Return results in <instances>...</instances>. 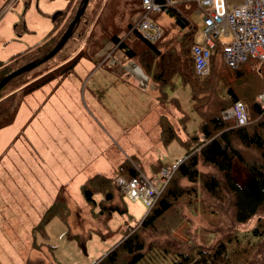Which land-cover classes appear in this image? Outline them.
I'll return each mask as SVG.
<instances>
[{"label":"rangeland","instance_id":"rangeland-1","mask_svg":"<svg viewBox=\"0 0 264 264\" xmlns=\"http://www.w3.org/2000/svg\"><path fill=\"white\" fill-rule=\"evenodd\" d=\"M78 1L0 0V75L15 70L29 59L41 57L51 45V42L43 44V40L54 24L56 12L59 11L55 17L58 27L76 12ZM178 3L172 8L178 10ZM136 4L137 0H90L83 22L66 45L51 58L12 77L15 78L13 83L6 84L0 90L1 98L20 81L38 77L60 64L62 56L69 53L68 56H73L78 49L89 58H82L66 73L59 85H56L57 80H53L33 92L17 116L14 115L15 122L0 127V147L6 144L5 132L17 133L9 155L0 158V264H25L27 260L28 264H35L37 261L30 262V259L35 258L41 260L38 264L55 261L49 251L33 250L29 243L33 225L50 205L61 185L65 187V193L63 189L61 191L66 196L69 209L66 221L70 223L71 220L73 231L80 230L81 234H85L88 227H97L102 231L103 226L104 232L108 230L101 237L97 231L90 229L84 241V251L75 244L79 254H73L72 260L77 264H93L120 240L127 223L133 225L132 229L138 227L147 206L140 199L123 197L126 211L121 214L114 210L109 217L95 218L82 201L78 190L80 182L94 172L107 173L109 169L114 170V175L111 171L112 176H122L119 167L125 160L133 162L145 176L153 180L158 176L154 163L159 161L175 165L184 157L185 149L181 141L187 135L199 131L200 115L193 105L191 87L180 77H174L172 87L165 88L167 101L158 104L150 83L143 90L140 81L128 72L119 74L123 81L118 82L116 73H105L100 67L99 61L103 57H119L120 61L115 64L117 66L122 62L123 66L130 62V66L140 67L134 59L125 60L117 44L110 43L109 39L110 34L120 35L121 40L126 37L138 12ZM52 7V12L46 13ZM62 9L65 11L62 12ZM150 17L161 27V35L157 39L159 50L165 54V58L176 57L179 61L176 69L181 71L189 55L184 29L179 30L166 12L151 14ZM186 18L188 28L194 31V41H200L203 37L202 15L192 10ZM128 22L131 24L126 28ZM52 34L51 29L46 38ZM216 40L224 43L228 38L219 35ZM124 41L128 46L132 45L129 39ZM61 52L62 56L58 55ZM153 59L155 65L159 62L164 65L166 61L164 57V61L162 58ZM211 61L204 74L206 77L197 80L203 86V89L196 90L195 95L200 109L212 107L216 112L220 106L218 103L228 105L229 101L224 100H228L225 93L228 85L234 91L238 90L239 93L235 91L239 95L238 99L249 106L250 100H254L264 86V63L248 57L239 68L229 70L223 65L219 50L213 52ZM239 70L242 71V77L237 79ZM143 73L145 76L146 73ZM48 89L51 91L46 92ZM156 112L166 115L178 136L167 142L158 139ZM181 116H184L183 123L179 120ZM250 118L252 120V115ZM23 122L27 126L21 131L17 128ZM233 141L236 146L239 145L236 138ZM241 150L248 160L258 158V151L251 146ZM233 161L231 175L238 185H242L249 179L250 173L237 158H233ZM198 168L217 174L216 169L209 164H200ZM178 182L187 184L186 180L180 178ZM196 188L198 194L191 204L180 199L157 220L153 228L139 229L146 245L150 242L169 250H188L193 245L211 247L218 239L232 232L242 236L252 227L254 217L242 224L235 222L229 195L219 200L208 194L202 186L197 185ZM114 192L115 206L123 208L119 190L116 188ZM107 208L103 206V210ZM57 221L59 225H55L51 232L45 230L47 235L39 234L36 238L38 241L45 238L44 241L53 246V252L64 242L66 245L73 240L66 237L67 232L62 233L63 220ZM57 252L59 254L60 251ZM253 252L248 264L251 259L250 264H264V242L257 244Z\"/></svg>","mask_w":264,"mask_h":264},{"label":"trees","instance_id":"trees-1","mask_svg":"<svg viewBox=\"0 0 264 264\" xmlns=\"http://www.w3.org/2000/svg\"><path fill=\"white\" fill-rule=\"evenodd\" d=\"M78 2L80 3V0ZM89 2L90 0H88L82 16L75 23L71 35L62 45L61 49L74 35L76 28L83 22ZM178 4H180L178 10L169 8L166 13L172 18L174 25L177 26L179 30L184 29V36H186L185 41L188 43V61L187 64H183L181 71H177L176 69V66H179V61L176 60V57L175 59L165 58V54L159 50L157 44L159 40L153 42L148 41L137 31L129 30L123 40H121L118 34H110L109 39L110 43L117 44V48L121 50L125 60L134 59L142 68L143 72L146 73L149 81L156 84V99L160 103L163 104L167 101L165 88L172 87V80L174 77H180L184 83L190 85L193 105L200 115L199 131L187 135V137L181 141L185 149L184 157L175 165L171 166L173 167V172L169 180L162 188L155 202L146 210L145 214L140 219L138 227L132 229L133 225L127 223L126 227L123 228L122 233L124 235L122 234L120 240L105 254L95 260L93 264H248L250 258L253 257L252 255L254 252L252 253V251L257 247V244L264 242V114L262 113V107L257 97H255L254 100H250L249 106L242 102L248 110L247 120H249V122L243 125H234L232 120L224 119L221 114L222 110L226 109L225 107L231 106L236 100H239V95L237 94L238 90H235L237 91L235 92L233 88L228 85L225 90L228 100L224 99L226 102L229 101L228 105L218 103L220 106L216 112L212 110V107L206 110L200 109L201 107L197 105L195 95L196 90L203 89V86L201 82L198 83L197 80H199L200 77H206V75H198L194 72L190 51V47L194 42V31L188 28L189 24L186 18L194 9L195 4L187 1H182ZM136 7L138 8L137 14L143 10L140 0H137ZM64 9H62V12L65 11ZM58 13L59 11H57L53 17L55 27L54 30L52 29L53 34L43 42V44L51 42L50 47L45 53H47L60 39L62 33L75 14V12H73L70 19L69 17L66 18L64 24H59L57 27L55 17ZM181 13L185 14L183 15ZM61 15L62 14H60V18L62 17ZM130 24L131 23L128 22L125 25L126 28L127 26L129 27ZM126 38L132 42V45L128 46L127 42L124 41ZM222 46L223 43L214 39L210 47L209 67L212 62L213 52L219 50L223 65H225L227 69L239 68L241 64L235 68H230L225 64L221 56ZM136 48H140V50L137 51ZM62 53L63 52L58 55L62 56ZM69 54L62 56L60 64L50 68L38 77H34L32 80L20 81V84L10 88L2 95L0 98V127L12 122L18 107L26 95L53 79L60 80L82 58H88L82 53L81 49H78L73 56H68ZM163 57L164 60H166L164 62L165 66L163 62H159L158 65H155L153 58H162V61H164ZM35 59L37 58L29 59V61ZM5 74L6 73L0 75V79ZM241 74L242 71L240 70L236 73V75H238L237 79L242 77ZM14 80L15 78L9 79L0 90L6 84L13 83ZM229 81L231 82V79ZM239 91H242L241 88H239ZM242 93H244V91H242ZM250 115H252V120ZM179 120L183 123L184 116H181ZM159 126L161 141L167 142L174 136H178L172 123L164 114L160 117ZM233 138H236L239 142L238 146L234 143ZM240 146H242L241 148L243 149L249 146L253 147L258 151V158L246 159ZM233 158H237L242 162L250 173L249 179L242 185H238L231 175ZM154 164V166H156L154 168L156 172L160 167L167 165L159 161ZM200 164L212 165V167L216 169L217 174L201 171L198 168ZM119 168L120 175L125 178L135 177L140 171L133 162H129L128 160H125ZM118 175L119 174L116 176H106L96 173L86 178L82 184H80L79 192L85 204H87L89 212L93 214V217L97 218L102 216L106 218L109 217L114 210H117L121 214L126 211L122 202V199L124 200L125 198L123 194L118 193L123 208L115 206L116 202L113 201L115 195L114 190H116V188L113 187V181ZM179 178L181 180H186L187 184L179 183ZM197 185L202 186L208 194L219 200L229 195L235 222L242 224L254 217L255 221L252 227L242 234V236H238L237 232H232V234L218 239L211 247L193 245L188 250H169L162 245H156L150 242L146 245L139 229L153 228L157 220L169 212L173 208L175 202L180 199H185L188 204H191L192 200L195 199L198 194ZM62 189L64 190L63 186L60 187L52 203L42 212L37 223L32 228L31 247L34 248L33 250L40 251L41 249H46L50 252L53 259V246L46 243L44 241L45 238L42 241L36 240V234L42 236L46 235L43 227L54 216L63 220L67 230L66 237L70 240L73 239L81 251L85 250L84 241L89 235L88 231L90 229L97 231L101 237L108 233V230L104 232V226L102 231L97 227H88L85 234H81L80 231H73L71 227L69 228L66 221L68 207L65 200L66 196L61 191ZM104 205L109 208L103 210ZM243 238H245L244 242L241 243ZM27 261L25 264H28ZM40 261L41 260L37 258L30 259V262H36L35 264L40 263ZM56 264L59 263L56 261Z\"/></svg>","mask_w":264,"mask_h":264},{"label":"built area","instance_id":"built-area-1","mask_svg":"<svg viewBox=\"0 0 264 264\" xmlns=\"http://www.w3.org/2000/svg\"><path fill=\"white\" fill-rule=\"evenodd\" d=\"M143 10L136 14L130 30L137 31L148 41H155L161 35L160 25L150 15L167 12L179 1L195 4L194 11L202 15V39L194 41L190 47L193 69L198 75L208 71L210 47L219 35L228 38L223 43L221 56L225 64L235 68L254 57L264 63V0H140ZM130 66V65H129ZM135 66V65H134ZM136 74L133 68L130 69ZM140 84L147 85L146 76H139ZM264 114V88L257 95ZM224 119L234 125L247 123L248 110L240 100H236L222 112ZM173 167L162 166L153 180L141 171L137 176L125 178L117 176L114 185L127 199H140L149 209L169 180Z\"/></svg>","mask_w":264,"mask_h":264},{"label":"crops","instance_id":"crops-1","mask_svg":"<svg viewBox=\"0 0 264 264\" xmlns=\"http://www.w3.org/2000/svg\"><path fill=\"white\" fill-rule=\"evenodd\" d=\"M55 7V6H54ZM54 7H52L51 9H48L49 11H46V13H50V12H52V10H53V8ZM56 9V8H55ZM44 13V15H46L47 16V14L45 13V12H43ZM51 19V18H50ZM47 23L48 22H46V23H44V26L46 27V25H47ZM53 27H54V24L51 26V28H50V30L51 29H53ZM49 30V31H50ZM49 31L47 32V34L49 33ZM47 34H46V36H47ZM46 36H45V38H44V40H43V42L47 39L46 38ZM120 55H122V54H120ZM88 59V58H87ZM119 59V57L117 58V59H113V58H110V59H107L106 57H103L102 58V60H100L99 61V64H101V66L100 67H103V69H102V71L103 72H105V73H116L117 74V76H119V74H125L126 72H128L131 76L133 75L137 80H139V75L138 74H133V72H131V67L129 66V63H126V65L125 66H123V65H121V64H123L124 62H122L119 66H117V65H115L118 61H120V59ZM138 68H140V67H138ZM141 70V69H140ZM115 71V72H114ZM142 71V70H141ZM143 73V72H142ZM144 74V73H143ZM146 76V75H145ZM64 77V76H63ZM61 78L60 80H57V79H53V80H57L58 82V84H56V85H59L64 79H65V77L64 78ZM118 82L120 81V80H122L123 81V79H122V77L121 76H119L118 78ZM52 80V81H53ZM128 80V79H127ZM52 81H50V82H52ZM140 81V80H139ZM50 82H48V83H50ZM146 82H147V85L145 86V87H143L141 84H140V86H141V89H146V87L148 86V83H150V86H151V88H153V90H154V92H153V95H154V97H155V99H156V84H153L152 82H150L149 81V79H148V77L146 76ZM48 83H46V84H48ZM46 84H44L43 86H41L40 88H43ZM40 88H38V89H40ZM38 89H36V90H38ZM36 90H34L33 92H35ZM51 91V89H48V90H46V92H50ZM33 92H31L30 94H28V95H26L24 98H23V101H22V103L20 104V106L18 107V109H17V111H16V113H15V115L17 116V114L21 111V109H22V106H24V104H25V102H26V99H28V97L33 93ZM156 101L158 102V104H162V103H160L157 99H156ZM174 104V103H173ZM120 112V111H119ZM119 112H117V113H114V114H118ZM161 115L162 114H160L159 112L157 113L156 112V123H157V125H158V139H160V126H159V120H160V117H161ZM165 115V114H164ZM145 117L147 116V114H145L144 115ZM15 119V118H14ZM12 120V122L11 123H14L15 122V120ZM10 123V124H11ZM5 126H7V125H5ZM5 126H3V128L5 127ZM26 126H27V124H26V122H23V123H19V127L17 128V129H21V131L22 130H24L25 128H26ZM2 129V128H1ZM0 129V130H1ZM17 138V133H15V134H13V133H10V134H7L6 132H5V141H6V144L4 145V146H2V147H0V151H1V153H0V158L1 157H4V158H6V156H7V154L9 155V152L11 151V146H12V143H14V141H15V139ZM161 140V139H160ZM234 161H233V159H232V163H233ZM111 171H112V169H109L108 170V172L106 173V172H94V173H92L91 175H89V176H92L93 174H96V173H100V174H104V175H106V176H112V174H113V172H114V170L112 171V174H111ZM110 172V173H109ZM114 175V174H113ZM89 176H87V177H85L81 182H80V184H82V182L86 179V178H88ZM80 184L78 185V190H79V186H80ZM63 186V188H64V193H65V187H64V185H61V186H59V187H62ZM115 187V186H114ZM56 189H58V187L56 188ZM60 189V188H59ZM59 191V190H58ZM80 193V192H79ZM56 194V193H55ZM54 194V195H55ZM53 195V198H52V200H51V203H52V201H53V199H54V196ZM80 196H81V194H80ZM82 198V197H81ZM82 201L84 202V200L82 199ZM67 202V201H66ZM50 203V204H51ZM84 205L86 206V204H85V202H84ZM83 205V206H84ZM67 207H68V203H67ZM69 210V209H68ZM72 212H73V210H72ZM72 212H71V214H72ZM41 216V215H40ZM68 217H69V212H68V214H67V220H68ZM143 217V216H142ZM141 217V218H142ZM40 218V217H39ZM71 218V217H70ZM70 218H69V220H70ZM57 219H59L57 216H54V217H52L45 225H44V227H43V229H44V232L46 233V231H48V232H51L53 229H54V227H55V225H59V222L57 221ZM140 220V219H139ZM35 225V224H34ZM34 225H33V227H34ZM68 225H69V228L71 227V220H70V223H68ZM32 227V228H33ZM65 225L63 226V223H62V233H64V232H66V230H65ZM46 230V231H45ZM80 231V230H79ZM36 235H38V234H36ZM47 235V234H46ZM31 236H32V230H31ZM31 242H32V238H31V241H30V243L29 244H31ZM65 243V242H64ZM64 243L57 249L58 251H60L59 252V254H58V252H57V250L55 251V249H54V252H52L53 253V256H54V260H56L59 264H77L74 260H72V256H73V254H79V252H78V249H77V246L75 245L76 243H75V241L74 240H72L71 242H68L66 245H64ZM31 246V245H30ZM81 256V255H80ZM78 260V259H77ZM56 261H52L51 260V263L52 264H56ZM47 262V264H51V263H48V261H46ZM50 262V261H49ZM54 262V263H53Z\"/></svg>","mask_w":264,"mask_h":264},{"label":"water","instance_id":"water-1","mask_svg":"<svg viewBox=\"0 0 264 264\" xmlns=\"http://www.w3.org/2000/svg\"><path fill=\"white\" fill-rule=\"evenodd\" d=\"M87 2H88V0H81L73 18L71 19V21L67 25L66 29L62 33L60 39L56 42V44L47 53H45L44 55H42L41 57H39L35 60H32V61L25 63L24 65L16 68L15 70L5 74L0 79V88L12 77H14V76H16V75H18L24 71L30 70L31 68L35 67L36 65H38V64L44 62L45 60L51 58L62 47V45L65 43V41L71 35V33L74 29V25L80 19ZM131 63H133V62H131Z\"/></svg>","mask_w":264,"mask_h":264},{"label":"bare ground","instance_id":"bare-ground-1","mask_svg":"<svg viewBox=\"0 0 264 264\" xmlns=\"http://www.w3.org/2000/svg\"><path fill=\"white\" fill-rule=\"evenodd\" d=\"M130 67L133 68L134 71L136 72V74H138L139 76H141V77L144 76V74L142 73V71L140 70V68H138V66H134L133 64H131Z\"/></svg>","mask_w":264,"mask_h":264}]
</instances>
